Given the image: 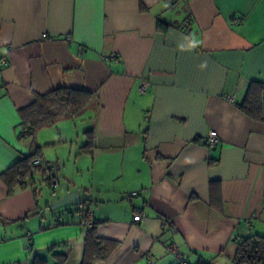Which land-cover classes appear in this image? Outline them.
I'll return each mask as SVG.
<instances>
[{
    "label": "crops",
    "instance_id": "obj_1",
    "mask_svg": "<svg viewBox=\"0 0 264 264\" xmlns=\"http://www.w3.org/2000/svg\"><path fill=\"white\" fill-rule=\"evenodd\" d=\"M3 59L0 264H83L93 224L89 264H234L237 240L264 237V121L237 106L264 83V0H0ZM63 87L93 96L23 133L21 110ZM48 164L70 185L57 199L80 195L70 217L36 186Z\"/></svg>",
    "mask_w": 264,
    "mask_h": 264
},
{
    "label": "trees",
    "instance_id": "obj_2",
    "mask_svg": "<svg viewBox=\"0 0 264 264\" xmlns=\"http://www.w3.org/2000/svg\"><path fill=\"white\" fill-rule=\"evenodd\" d=\"M160 25V24H159ZM158 25V26H159ZM160 27V26H159ZM164 29V28H161ZM93 94L90 91L63 87L54 89L44 95H37L34 102L21 110L24 124L29 123L27 133H32L38 125L50 121L52 118L65 113L75 114L82 110L91 100ZM238 108L248 117L264 121V83L250 81L246 86L244 96L237 103ZM92 147L91 138L83 146L84 149ZM35 156L23 158L1 174L2 180L11 190L15 183H22V178L29 172V162ZM236 252L233 257L234 264H264V237L252 234L237 240ZM86 253L82 263L89 264L91 258L87 255V247L98 249L99 241L95 239V225L86 230ZM60 256V255H59ZM44 261L45 259L39 258ZM63 259L57 264H62Z\"/></svg>",
    "mask_w": 264,
    "mask_h": 264
},
{
    "label": "built area",
    "instance_id": "obj_3",
    "mask_svg": "<svg viewBox=\"0 0 264 264\" xmlns=\"http://www.w3.org/2000/svg\"><path fill=\"white\" fill-rule=\"evenodd\" d=\"M6 63V61L3 59L0 61V64L4 65ZM149 85V82L143 80L140 83L139 86V91L140 92H145L147 87ZM230 101H233L232 97H228ZM28 129L26 127H24L23 129V133H27ZM219 138H218V134L217 131L215 130H210L208 132V134L206 135V144L208 146H213L216 143H218ZM32 165L34 166H40L42 164L41 160L39 158H35L32 162ZM48 170L50 171V176L47 178L46 180V184L48 186H50L51 188H55L58 185V181L57 178L54 176L55 172L58 169V166L56 164H48L47 165ZM140 218V215L136 214L134 215V220H138ZM83 224L85 225H90L93 223V213L91 211H87L86 213L83 214V219H82ZM247 225H250L251 222L250 221H246ZM169 250L171 251H176V249L174 247H169ZM148 259L150 262H152V259L150 256H148ZM181 264H186L185 261H182Z\"/></svg>",
    "mask_w": 264,
    "mask_h": 264
},
{
    "label": "rangeland",
    "instance_id": "obj_4",
    "mask_svg": "<svg viewBox=\"0 0 264 264\" xmlns=\"http://www.w3.org/2000/svg\"><path fill=\"white\" fill-rule=\"evenodd\" d=\"M79 122L78 123H82L81 120H78ZM59 167V165H58ZM70 167L66 166L65 170L68 171ZM47 180V178H46ZM57 181H58V185L55 187V188H51L50 186H48L46 184V181L43 182L42 180H37L36 181V186L37 188L41 191V195H43L45 198V200H47L48 202H50L49 204H51L53 201H55L57 199V197L59 195H56L58 192H59V189L63 186V187H69V182L68 181H65V180H59L57 178ZM55 198V199H51V198ZM52 200V201H50ZM64 207V208H63ZM72 209H70L71 211ZM54 211L56 212V215H57V218L61 217V216H65V217H70V213L67 209H65V206H60V207H57L56 209H54ZM68 211V212H66ZM73 211V210H72ZM45 216L47 217H50V211L49 210H45ZM74 212V211H73ZM64 217V218H65Z\"/></svg>",
    "mask_w": 264,
    "mask_h": 264
},
{
    "label": "water",
    "instance_id": "obj_5",
    "mask_svg": "<svg viewBox=\"0 0 264 264\" xmlns=\"http://www.w3.org/2000/svg\"><path fill=\"white\" fill-rule=\"evenodd\" d=\"M80 203V195L76 192H68L64 196L56 199L50 204V207L68 206Z\"/></svg>",
    "mask_w": 264,
    "mask_h": 264
}]
</instances>
